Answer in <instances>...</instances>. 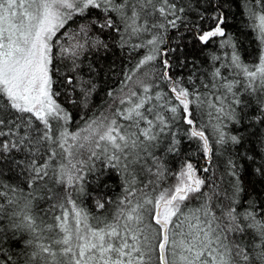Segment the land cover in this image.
Returning <instances> with one entry per match:
<instances>
[{
    "label": "snow or ice",
    "instance_id": "1",
    "mask_svg": "<svg viewBox=\"0 0 264 264\" xmlns=\"http://www.w3.org/2000/svg\"><path fill=\"white\" fill-rule=\"evenodd\" d=\"M210 7L212 0H185V6H178V0H0V137L6 138L0 140V160L7 159L14 151L24 153L26 159L17 160L16 164L24 165V170L34 174L29 179L31 187L33 182L48 176V169L52 166L50 162L61 157L68 164L58 163L56 183L67 189L84 179L79 173H82L88 161L99 158L98 153L92 150L93 145L96 149L101 147V142L110 145L113 150L110 154L108 147L103 149L105 159L111 167H118L123 156L124 171L127 172L129 165L138 163V159H129L130 153L126 149H135L138 141L143 143L141 136L145 140H155L156 136L152 134L154 127L160 126L161 132L168 127L164 115L156 113L155 120L146 115L154 113L155 109L146 107L151 97L142 96L137 101L129 100L131 107L117 109V115L131 122L129 129L135 127L139 129L138 133L121 131L124 126L118 125L115 119L107 124L103 120H93L79 132L67 131L65 125L70 116L54 99L59 93L53 92L56 58L53 48L59 41L53 42V37L73 15H84L92 9L100 10L103 16L92 20L90 25H81L77 36L83 34L87 37L93 26L99 28L101 33L114 30L120 35L121 45L124 46L133 37L151 33L146 43L134 45L149 48L148 54L138 62L136 68H142L159 56L164 57L161 79L171 84L170 91L183 107L180 119L193 126L190 135L203 142V152L208 157L211 151L208 139L202 130L195 128L189 112V106L193 103L189 98L192 94L178 80H173L169 73L174 66L173 57L176 66L181 69L187 66L189 58L185 49L189 45H206L211 38L225 35L223 15H213L211 19L216 22L215 26L208 30L203 28ZM156 13L162 19H150ZM258 19L261 37L264 38V15ZM117 20L123 25V34ZM169 29L178 33L174 44L166 37ZM88 42L86 39L85 43ZM91 44L98 50L108 47L100 38L92 40ZM83 48L84 44L79 42L72 45L73 72L78 67L75 63L78 50ZM69 51L61 47L59 55L64 57ZM232 59L250 79V89L256 90L257 78L260 87L264 88V54L254 71L240 65L237 56ZM214 75H218V71ZM131 79V76L127 77V80ZM66 84L73 92L79 87L85 97L95 88L92 81H76L71 75L66 76ZM140 84L143 92L148 93L150 86L143 81ZM87 85H91V88ZM227 87L231 91V85ZM108 94L114 95L111 91ZM131 96L136 97L137 93L133 91ZM162 99L163 95L157 93L156 100ZM120 103L124 104L125 100L121 99ZM234 103L239 105L241 101L237 99ZM159 107L165 106L161 104ZM167 110L173 114V119L179 115L177 106ZM217 110L224 111L222 108ZM225 115L230 120L237 118L235 109ZM259 119L264 122V106L261 107ZM61 121L63 130L57 134L53 122ZM141 122L148 127L140 128ZM69 139L72 143H69ZM224 140V133L221 132L217 143L222 144ZM230 140L234 144L240 142L237 136H231ZM176 143L178 141L174 139L173 148ZM86 146L91 154L87 161L78 160L80 167H77V163L70 159L76 155L73 149H85ZM38 158L43 162L39 163ZM204 171L207 172L208 168ZM260 171L264 172V169ZM178 180L173 189L161 192L155 199L144 195L134 203L133 198L142 190L132 186L135 184L133 177L131 184L126 183L125 194L119 200L120 207L111 219L100 221L102 226L89 223V214L78 208L68 193V203L73 205L74 225L69 224L67 210L62 216H56L58 223L55 228L59 229V234L48 244L37 243L36 250L26 254L24 264H254V260L264 264V220H258L253 211H246L243 216L248 223L243 224L234 208L230 207L221 216H216L207 204L195 211L189 209L185 212L186 201L192 194L201 193L207 181L196 175L191 163L186 164ZM234 187L238 192L239 186ZM96 206L102 210L105 203L98 198ZM52 207L63 208L64 205L57 203ZM3 211V205H0V214ZM201 211L203 217L199 214ZM23 219L26 227L35 233L33 217L25 215ZM47 227L49 231L53 228L52 225ZM247 229L254 230L251 247L258 249L255 256L249 252V245L243 242ZM230 235H239L240 239L230 240ZM31 244L32 241L26 242V246ZM0 260L4 264H12L13 261L11 255H5L2 242Z\"/></svg>",
    "mask_w": 264,
    "mask_h": 264
},
{
    "label": "trees",
    "instance_id": "2",
    "mask_svg": "<svg viewBox=\"0 0 264 264\" xmlns=\"http://www.w3.org/2000/svg\"><path fill=\"white\" fill-rule=\"evenodd\" d=\"M178 6H185V0H178ZM213 15H223L225 18V35L211 38L206 45H189L185 49L189 58L187 66L182 69L176 66L173 57L174 66L169 73L173 80H178L192 94L189 97L193 101L189 112L195 128L202 130L208 139L211 149L208 157L203 152V142L190 135L193 126L180 119L183 107L170 91L171 84L161 79L164 57L159 56L142 68H136L138 62L148 54L149 48H137L134 45L146 43L151 38V33H144L139 38L133 37L124 46L121 45L120 35L114 30L101 33L99 28L93 26L91 35L77 36L81 25L103 16L100 10L92 9L84 15H73L56 34L53 42L64 33L69 41L75 39L76 43L84 44L75 58L78 65L75 72L71 70L73 56L61 57L58 45L53 48L56 54L53 92L59 93L54 99L70 116L65 125L69 133L79 132L93 120H103L107 124L112 119L124 126L121 131L138 133L139 129L135 127L129 129L131 122L117 115V109L131 107L129 100L137 101L142 96L151 97V102L146 107L155 109L154 113L146 115L153 120L156 113L164 115L168 127L163 132L160 131V126L154 127L152 134L156 136L155 140H145L141 136L140 141L143 143L138 141L135 149H126L130 153L129 159H138V163L129 165L127 172L124 171L123 156L118 167H111L105 159L103 149L108 147L110 154L113 151L110 145L101 142L99 149L93 145L92 150L98 153L99 158L94 157L88 161L82 173H79L84 179L67 189L56 183L58 163L68 164L61 157L57 161H51L48 176L33 182L31 187L29 179L34 174L24 170V165L16 164L17 160L26 159L24 153L14 151L7 159L0 160V205L4 207L0 214V242L5 255L12 256V264L17 261L24 264L26 254L36 250L37 243L48 244L57 237L59 229L55 228L58 223L55 217L62 216L65 210L69 213V224L74 225L73 205L68 203V193L75 205L89 214V223L102 226L100 221L111 219L120 207L119 200L125 194L126 183L131 184L133 177L135 184L132 186L142 190L133 198V202L144 195L155 199L161 192L174 188L177 175L188 163L193 165L196 175L207 182L201 193L192 194L186 201L185 212L189 209L195 211L207 204L216 216H221L230 207L234 208L243 224L248 223L243 216L246 211H253L258 220H264V172L260 171L264 169V122L259 119L261 107L264 106V88L260 87V80L257 78L256 90L250 89V79L232 59L237 56L240 65L251 71L260 64V58L264 54V38L261 37L258 17L264 15V0H212V7L206 12L208 19L202 25L205 30L215 26L216 22L211 19ZM113 16L115 18V14ZM150 19L162 18L156 13ZM117 23L123 34V25L119 20ZM177 35L175 30L169 29L166 37L174 44ZM96 38L106 43L107 49L98 50L93 47L91 41ZM86 39L88 43H85ZM217 71L218 75H214ZM67 75L73 76L76 81H92L95 88L87 97L79 87L73 92L66 84ZM128 76L132 79L127 80ZM140 81L150 86L148 93L143 92ZM229 84L231 91L227 87ZM87 87L91 88V85ZM110 91L113 96H109ZM133 91L137 93L136 97L131 96ZM157 93L163 95L162 100H156ZM121 99L125 100L124 104L120 103ZM237 99L241 101L239 105L234 103ZM161 104L165 107L160 108ZM171 106L178 107L179 115L175 119L167 110ZM220 108L224 111L219 112L217 109ZM232 109H235L236 120H230L225 115ZM61 124L63 121L53 122L57 134L63 130ZM146 127L148 125L140 123V128ZM221 132L225 136L222 144L217 143ZM231 136H237L240 142L234 144L230 140ZM2 139L6 138L0 137ZM174 139L178 143L173 148ZM69 143H72L70 139ZM73 152L76 154L77 149H73ZM90 154L88 150L87 154H76L74 159H70L73 163L80 159L87 161ZM44 158L47 159V156ZM38 162L43 161L38 158ZM77 167H80L78 163ZM205 168H208L207 172L204 171ZM236 185L239 186L238 192L235 191ZM98 198L105 203L102 210L97 209ZM57 203H62L64 207L53 208ZM199 214L203 217V211ZM25 215H30L35 220V233L26 227L23 219ZM48 225L53 226L51 231ZM253 234V229H247L243 242L249 245V252L255 256L258 249L251 247ZM229 239L239 240L240 236L230 235ZM27 241H32V244L26 246ZM0 264H4V261L0 260ZM254 264L261 262L254 260Z\"/></svg>",
    "mask_w": 264,
    "mask_h": 264
},
{
    "label": "rangeland",
    "instance_id": "3",
    "mask_svg": "<svg viewBox=\"0 0 264 264\" xmlns=\"http://www.w3.org/2000/svg\"><path fill=\"white\" fill-rule=\"evenodd\" d=\"M91 24V22L90 23H86V24H84V25H90ZM81 28V27H80ZM61 30V28L57 31V33L59 32ZM56 33V34H57ZM88 34L89 35H91V31H89L88 32ZM55 38V36L53 37V39ZM67 35L66 34H62L61 36H60V38L59 39H56L55 41H59V43L57 44L58 45V49H59V51H60V49H61V47H63L64 46V48H68L70 51L66 54L67 56H72V53H71V48H72V45H74V44H76V41H75V39L74 40H70L69 41V38L67 39ZM60 43H64L63 45H60ZM54 45H56V44H54ZM175 95V94H174ZM88 148H87V146H86V148L85 149H79V150H77V156H80V155H82L84 152L87 154L88 153ZM185 168V167H184ZM184 168L182 169V170H184ZM182 171H180L179 172V174L181 173ZM179 174L177 175V179H176V183H175V186L179 183V180H178V177H179Z\"/></svg>",
    "mask_w": 264,
    "mask_h": 264
}]
</instances>
